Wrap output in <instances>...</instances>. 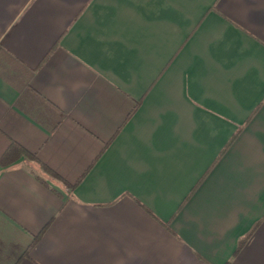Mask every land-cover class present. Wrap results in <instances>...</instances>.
I'll return each mask as SVG.
<instances>
[{
  "label": "crops",
  "instance_id": "obj_1",
  "mask_svg": "<svg viewBox=\"0 0 264 264\" xmlns=\"http://www.w3.org/2000/svg\"><path fill=\"white\" fill-rule=\"evenodd\" d=\"M0 264H264V0H0Z\"/></svg>",
  "mask_w": 264,
  "mask_h": 264
},
{
  "label": "trees",
  "instance_id": "obj_2",
  "mask_svg": "<svg viewBox=\"0 0 264 264\" xmlns=\"http://www.w3.org/2000/svg\"><path fill=\"white\" fill-rule=\"evenodd\" d=\"M242 128V126H240L235 133L231 136V138L229 139V141L222 147L221 151L219 152V156L223 153V151L228 147L229 143L233 140V138L235 137V135L237 134L238 131H240V129ZM218 156V157H219Z\"/></svg>",
  "mask_w": 264,
  "mask_h": 264
}]
</instances>
